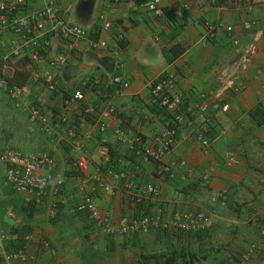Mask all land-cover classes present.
<instances>
[{
    "label": "crops",
    "instance_id": "crops-1",
    "mask_svg": "<svg viewBox=\"0 0 264 264\" xmlns=\"http://www.w3.org/2000/svg\"><path fill=\"white\" fill-rule=\"evenodd\" d=\"M147 1L26 0L11 11L0 10V59L24 40L15 23L49 3L85 30L81 37L64 36L51 29L49 19L29 21L26 37L32 42L21 56L28 54L33 62L23 99L18 103L0 90V154L6 147L29 155L47 151L56 161L53 174L64 182L58 192L52 185L39 199L9 185L0 161V232L17 234L6 248L24 250L29 264H236L248 249L249 264L264 257V0L217 5L163 0L173 15H156L145 7ZM101 14L111 22L109 29ZM45 36L49 44L37 56L33 48ZM102 40L106 46L98 45ZM175 44L183 51L170 62L166 50ZM58 54L67 61L54 70L52 92L40 74ZM115 76L129 85L116 84ZM163 77L173 82L166 89L182 95L185 120L163 161L138 160L131 137L152 144L168 120L152 92ZM78 89L85 98L66 105ZM26 101L41 106L44 120L30 117ZM109 106L112 114L105 112ZM83 158L85 169L68 161ZM112 161L117 170L107 169ZM114 171L121 176L96 195L97 210L109 216V226L153 214L156 220L147 229L109 231L89 211L78 210L91 184L110 180ZM187 214L209 222L186 229L178 222ZM18 240L21 246L15 248ZM183 253L184 259L167 261ZM0 264H6L1 255Z\"/></svg>",
    "mask_w": 264,
    "mask_h": 264
},
{
    "label": "built area",
    "instance_id": "built-area-1",
    "mask_svg": "<svg viewBox=\"0 0 264 264\" xmlns=\"http://www.w3.org/2000/svg\"><path fill=\"white\" fill-rule=\"evenodd\" d=\"M210 4L217 5L219 0H208ZM249 2L250 0H242ZM26 0H0V10L11 11L14 8H18L25 4ZM150 11L154 12L156 15L165 14V5L163 0H148L144 3ZM184 7L189 9V4L185 3ZM37 19H49L51 21V29L60 33L64 36H76L81 37L85 35V30L83 27L76 24L69 23L66 19L60 16L53 3L47 4L45 7L37 10L33 15L27 16L26 18H21L18 20L14 26V31L24 37V40L20 43H15L11 49V53L15 56H21L24 51L29 47L32 42L31 39L27 38L26 35L31 31L29 26V21ZM102 21L103 28L109 29L111 27V22L106 19L104 14L100 15L99 18ZM3 23H8L7 18L4 15ZM246 27H252V22H246ZM227 30H232V25H226ZM207 41V36L202 38V42ZM238 43V39L234 40ZM49 44V40H47ZM98 45L106 46L107 42L105 40L99 41ZM67 61V56L64 54H58L53 56L49 65L51 68L43 69L41 76L43 77L47 88L50 91H55L57 89V73L56 71L63 67ZM56 70V71H54ZM114 82L116 84H121L128 86V82L123 81L120 76L114 77ZM172 79L170 77H163L158 83L153 85L152 92L156 96L157 102L161 108H164L167 115V123L160 130V132L155 136L154 142L152 144L145 143L140 136H132L131 143L132 147L136 146L138 152L142 155V158L154 161H163L167 154L174 148L178 140L179 126L185 120V115L183 111V97L179 93H172L166 87H172ZM0 90L7 92L13 100L16 102H21L23 99L24 88L22 86L11 84L9 80L5 77H0ZM85 98V93L78 89L72 96L66 98L65 103L73 104L76 101H81ZM29 111L30 117L35 121L44 120V115L42 108L39 104L26 101L25 102ZM224 109L228 108V105H224ZM93 111V107H89L86 112L90 113ZM105 112L107 114H112L114 112V106H109ZM62 121L68 123L69 117L63 115ZM49 130V127L46 128ZM71 134H75L73 128H69ZM202 142L207 145L208 140L204 139L202 135L199 136ZM0 161L6 165V180L9 185L18 191L26 190L33 193L37 198L42 199L49 188L54 185V191L58 192L63 186L62 178H59L53 174L56 168V161L54 157L47 151H42L35 155H29L24 153L22 150L6 147L0 154ZM75 166L79 169H85L87 167V159H79L74 162ZM168 169V168H167ZM121 172L114 171L111 174V179L98 178L95 183L91 184L89 192L83 197L78 205V210L89 211L95 218H98L102 222L106 229L109 231H120L127 232L134 229H147L150 223L156 220L155 216L145 215L140 219L129 220L128 218H122L121 221L116 226H109L108 220L109 216L105 215L102 217L97 210V205L95 202V197L100 190L108 191L113 187L112 179L119 178ZM149 193H154L156 187L153 184L146 186ZM204 221V226H207L209 218L207 217H194L193 215H184L182 222H178L179 226L186 229H194L199 226L200 221ZM12 237H17V234H11L8 232H0V255L4 258L6 264H12L13 261H19L20 264H29L28 256L24 250L9 251L6 248V242ZM46 247L51 248V243L46 241L44 244ZM261 245L262 253L264 254V237L262 238ZM254 244L251 249H255ZM251 250H246L242 253L241 257L236 264H249L251 260ZM256 264H264V257L259 258Z\"/></svg>",
    "mask_w": 264,
    "mask_h": 264
},
{
    "label": "trees",
    "instance_id": "trees-1",
    "mask_svg": "<svg viewBox=\"0 0 264 264\" xmlns=\"http://www.w3.org/2000/svg\"><path fill=\"white\" fill-rule=\"evenodd\" d=\"M165 13L173 15L172 9L165 8ZM47 40H48V37L45 36L40 43L38 42V44H36V46H34L33 51L36 52L35 54L37 56L41 55L44 52L42 47L45 46V48H46ZM182 51H183V49L180 47V45L175 44L174 46H172L168 50H166V56H168V60L171 62L178 55H180L182 53ZM32 62L33 61L31 59V57L28 56V54L17 57L13 53H11L7 58H1L0 59V77L2 76V77L7 78L11 84L24 86V85H26V83L28 82V79L30 77V70H29L28 66L30 64H32ZM7 65L13 66L14 69L10 72L7 71L6 70ZM157 104H158V102H157ZM162 111H164L166 113L164 108H162ZM88 119H89V116H88ZM137 135H140V134L137 133ZM141 138L143 140V137H141ZM138 150L139 149L136 148V146L131 147L132 155L134 156V158H138V160L143 159L142 155L138 152ZM111 155L113 157V150H111ZM68 161L75 166V164H74L75 160H68ZM157 162H159V161H157ZM108 163L110 165L108 164L109 167H107V169H109V168L113 169L114 168V170H115L117 168V165H118L117 161H115V162L112 161V162H108ZM152 215L153 214H148V216H152ZM13 243H14L15 248L21 246L19 240L15 241ZM186 255H187L186 253L178 254L176 256V258L174 255L173 256L171 255V257L168 258L167 261L172 263V262L177 261L178 258L184 259V257Z\"/></svg>",
    "mask_w": 264,
    "mask_h": 264
}]
</instances>
